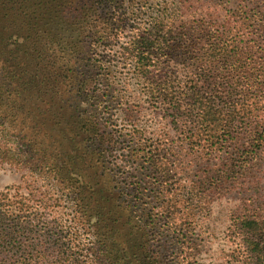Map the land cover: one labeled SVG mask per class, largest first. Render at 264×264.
I'll list each match as a JSON object with an SVG mask.
<instances>
[{
	"label": "trees",
	"instance_id": "trees-1",
	"mask_svg": "<svg viewBox=\"0 0 264 264\" xmlns=\"http://www.w3.org/2000/svg\"><path fill=\"white\" fill-rule=\"evenodd\" d=\"M198 1L0 0L20 26L0 35V164L20 175L0 190V264H201L199 215L264 167V0H235L223 25ZM35 84L32 120L12 119L8 95ZM134 101L161 135L133 124ZM228 230V264H264V204Z\"/></svg>",
	"mask_w": 264,
	"mask_h": 264
},
{
	"label": "rangeland",
	"instance_id": "rangeland-1",
	"mask_svg": "<svg viewBox=\"0 0 264 264\" xmlns=\"http://www.w3.org/2000/svg\"><path fill=\"white\" fill-rule=\"evenodd\" d=\"M235 3V0H199L196 5H194L193 11L195 10L196 6H198V11L196 14L192 13L193 15H201L200 17L204 18V21L207 23L215 22L217 24L223 25V23L228 22V16L226 12L231 10L232 5ZM3 10L10 9L9 12V20L13 21V19L19 16L18 9L12 8L11 5L5 3L2 6ZM203 15V16H202ZM0 35H8L10 30H14L16 28H20L19 24H15L14 22L5 21L0 24ZM5 28V29H4ZM23 42L22 47L26 48V44ZM8 46V44L6 45ZM15 43H11L8 46V50H10L13 54L11 57L10 63L16 64L19 58L22 55L20 53V49H18ZM5 52L1 50V54L4 56L7 54L8 50L5 49ZM20 56V57H19ZM10 81H15L18 78H15L14 75L10 74L7 76ZM6 77V80H7ZM4 79V78H3ZM19 81V80H18ZM27 81V80H26ZM25 81V82H26ZM27 89V87L24 85ZM41 90V93H40ZM128 94L134 96V87L130 85L127 88ZM38 92V93H37ZM45 89L36 84L32 87L30 92L27 91L25 94L22 89L15 88L12 95H8V99L6 105L8 110L12 111L10 116L17 115L18 118L23 117L26 119V122L31 121V117H29V111L22 103H31L33 100L36 99L37 94H42L45 96ZM27 96V100L24 99ZM52 94L44 98L52 97ZM135 100V99H133ZM27 101V102H24ZM16 105V106H15ZM36 106L41 107L43 110L44 105L40 102H36ZM132 110H134L137 114L134 125H139L140 131L145 132L146 137H153L156 134L161 135V120L157 116H153L150 110L144 105L143 108L139 106V102L134 101L132 102ZM25 110L24 115H19L17 109ZM141 110V111H140ZM110 111V115L107 118L106 123L108 124L109 128L114 130H129L130 123L132 121H123V118L120 117L121 114L118 112L116 115V108H112V106L108 109ZM111 115H113L111 117ZM140 115V116H139ZM11 117L12 119L14 117ZM109 119V120H108ZM123 149L120 150L118 154L122 153ZM125 150V149H124ZM129 150H125V153L130 158L131 154L128 153ZM218 163V161H216ZM203 170V168H202ZM206 170V169H205ZM198 172V171H197ZM197 172H193L191 178L197 174ZM20 183V175L10 166L6 164H0V190H2L6 186L19 184ZM249 189L245 190H238L236 188H230L228 191H222L220 194H216L211 200V204L207 207V210L203 211L202 214L199 215V223L196 231V238L198 243L197 250L199 251V260L201 264H228V259L231 252L230 239H229V225L231 224V219L236 211H238L239 207L247 202H255L256 204H264V167L260 170L259 173L256 175L255 183L248 187ZM251 188V189H250Z\"/></svg>",
	"mask_w": 264,
	"mask_h": 264
}]
</instances>
